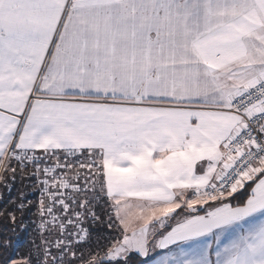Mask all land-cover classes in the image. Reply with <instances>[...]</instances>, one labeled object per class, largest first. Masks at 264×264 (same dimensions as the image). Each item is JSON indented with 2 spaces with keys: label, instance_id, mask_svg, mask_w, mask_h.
Here are the masks:
<instances>
[{
  "label": "snow or ice",
  "instance_id": "obj_1",
  "mask_svg": "<svg viewBox=\"0 0 264 264\" xmlns=\"http://www.w3.org/2000/svg\"><path fill=\"white\" fill-rule=\"evenodd\" d=\"M29 170L0 264H264V0H0V182Z\"/></svg>",
  "mask_w": 264,
  "mask_h": 264
},
{
  "label": "trees",
  "instance_id": "obj_2",
  "mask_svg": "<svg viewBox=\"0 0 264 264\" xmlns=\"http://www.w3.org/2000/svg\"><path fill=\"white\" fill-rule=\"evenodd\" d=\"M21 194L31 201V203L27 206L23 217L19 212L16 213L17 228H19V221L21 219H35L36 206L39 199V189L34 178L30 177V170L29 173L23 175L17 174L15 180H12L11 177H9L7 187L3 182H0V209H13L15 204L19 202ZM2 235L11 237L13 241L19 239L21 242L27 238L23 233H19L18 235L14 234L11 231L9 221L5 216H0V236ZM0 255H2V253H0Z\"/></svg>",
  "mask_w": 264,
  "mask_h": 264
},
{
  "label": "built area",
  "instance_id": "obj_3",
  "mask_svg": "<svg viewBox=\"0 0 264 264\" xmlns=\"http://www.w3.org/2000/svg\"><path fill=\"white\" fill-rule=\"evenodd\" d=\"M38 186V189H39V185H37ZM39 196H40V189H39Z\"/></svg>",
  "mask_w": 264,
  "mask_h": 264
}]
</instances>
